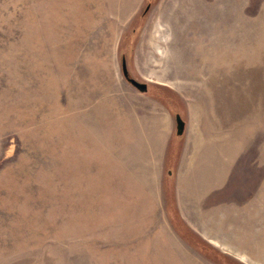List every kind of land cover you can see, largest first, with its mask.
<instances>
[{
    "label": "rangeland",
    "instance_id": "rangeland-1",
    "mask_svg": "<svg viewBox=\"0 0 264 264\" xmlns=\"http://www.w3.org/2000/svg\"><path fill=\"white\" fill-rule=\"evenodd\" d=\"M0 264H264V0H0Z\"/></svg>",
    "mask_w": 264,
    "mask_h": 264
},
{
    "label": "water",
    "instance_id": "water-1",
    "mask_svg": "<svg viewBox=\"0 0 264 264\" xmlns=\"http://www.w3.org/2000/svg\"><path fill=\"white\" fill-rule=\"evenodd\" d=\"M122 71H123L125 78L135 87H137L140 91L142 92L148 91L149 84L147 82L139 81L138 79H136L135 77L131 75V72L128 68L127 59L125 56L122 59ZM176 122H177L176 124L177 135L184 134L186 131L187 124H186L185 119L181 116L180 113L176 115Z\"/></svg>",
    "mask_w": 264,
    "mask_h": 264
}]
</instances>
